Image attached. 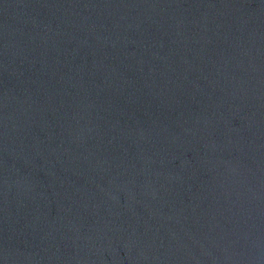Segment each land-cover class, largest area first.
<instances>
[{
    "label": "water",
    "instance_id": "1",
    "mask_svg": "<svg viewBox=\"0 0 264 264\" xmlns=\"http://www.w3.org/2000/svg\"><path fill=\"white\" fill-rule=\"evenodd\" d=\"M0 264H264V0H0Z\"/></svg>",
    "mask_w": 264,
    "mask_h": 264
}]
</instances>
